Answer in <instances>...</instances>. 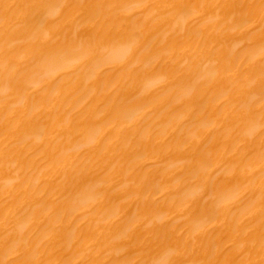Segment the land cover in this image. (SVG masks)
<instances>
[{
    "label": "bare ground",
    "instance_id": "6f19581e",
    "mask_svg": "<svg viewBox=\"0 0 264 264\" xmlns=\"http://www.w3.org/2000/svg\"><path fill=\"white\" fill-rule=\"evenodd\" d=\"M0 264H264V0H0Z\"/></svg>",
    "mask_w": 264,
    "mask_h": 264
}]
</instances>
